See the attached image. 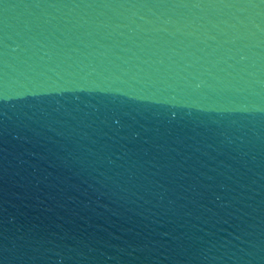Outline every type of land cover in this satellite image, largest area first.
Returning <instances> with one entry per match:
<instances>
[{
	"label": "water",
	"instance_id": "water-1",
	"mask_svg": "<svg viewBox=\"0 0 264 264\" xmlns=\"http://www.w3.org/2000/svg\"><path fill=\"white\" fill-rule=\"evenodd\" d=\"M0 264H264V0H0Z\"/></svg>",
	"mask_w": 264,
	"mask_h": 264
}]
</instances>
